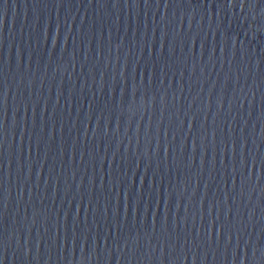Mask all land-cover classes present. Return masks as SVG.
<instances>
[{
    "label": "water",
    "instance_id": "obj_1",
    "mask_svg": "<svg viewBox=\"0 0 264 264\" xmlns=\"http://www.w3.org/2000/svg\"><path fill=\"white\" fill-rule=\"evenodd\" d=\"M243 2L0 0L3 264H264V0Z\"/></svg>",
    "mask_w": 264,
    "mask_h": 264
},
{
    "label": "snow or ice",
    "instance_id": "obj_2",
    "mask_svg": "<svg viewBox=\"0 0 264 264\" xmlns=\"http://www.w3.org/2000/svg\"><path fill=\"white\" fill-rule=\"evenodd\" d=\"M165 2L168 3V2H170V0H165ZM146 4H147V0H146ZM228 4L233 5L234 0H228ZM243 4H244V2H243V0H241V6H243ZM122 103H123V98H122ZM4 105H5V95L3 92V79H0V106H2L4 109ZM3 135L6 136V131L3 133ZM206 138L207 137L205 136V139ZM196 147H197V144L195 141H193L194 150ZM244 166H245V168H247L246 162H245ZM126 175L127 174H124V176H126ZM121 183H125V180L121 181ZM128 183H130L132 195L139 198L138 203L140 204L141 200L144 199V192L136 188L135 180H131ZM2 187H3V185H2V183H0V188H2ZM148 195L151 196L152 193H149ZM6 208H7V205L5 203V196L3 194H0V209L6 210ZM105 209L107 210V207ZM3 214H4V211L0 210V227H2ZM230 239H231V237H229V240ZM126 243H127V241H126ZM0 248H3L4 250L7 249V240L6 239L0 240ZM0 264H3L2 260H0Z\"/></svg>",
    "mask_w": 264,
    "mask_h": 264
}]
</instances>
